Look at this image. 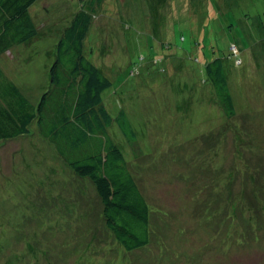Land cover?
Returning <instances> with one entry per match:
<instances>
[{"label": "rangeland", "instance_id": "rangeland-1", "mask_svg": "<svg viewBox=\"0 0 264 264\" xmlns=\"http://www.w3.org/2000/svg\"><path fill=\"white\" fill-rule=\"evenodd\" d=\"M163 1L166 7H170L168 11H172L171 18H165L161 9L150 10L152 0H117L118 7L97 18L99 31L91 36V41L106 42L107 51L110 52L106 56L108 67L121 77H118L117 83H121V86L127 83L132 89L139 88L137 79L144 83L167 81V87L169 82L181 86L184 81L181 67L193 69L197 82L203 83V64L216 57L222 58L227 68H230V83L234 79L239 86L235 88V104L246 117L237 120V127H225L224 120L217 118L215 123L202 125V129L203 126L206 127L205 134L197 138L209 135L217 139L222 133L225 137L211 142L213 148L218 145L222 149L220 155H226L224 162L220 155L216 156V163H213L211 170L216 169L218 164L227 166L229 162L228 168L234 164L233 155L238 147L245 145L244 142L256 143L257 148L251 149V153H256L257 149V154L264 156V0H192L191 9H194L195 19L192 21L189 20L192 14H184L178 7L182 1L187 4L189 0ZM39 7L36 11L43 22L38 24L40 34L33 41L15 46L13 54L0 56L4 71L36 104L49 87L55 46L61 38V32L69 24L70 15L79 8L78 0H45ZM181 17L185 20L182 21ZM167 21L171 22L166 24ZM231 43L239 48L238 58L242 60L240 64H237L230 53ZM167 44L170 45L169 48L165 46ZM101 46L104 48V43ZM120 57L127 58L122 66L120 65L124 60ZM133 67L136 70H132ZM131 71L141 74L133 77ZM152 84L155 90L159 88L157 82ZM152 86L150 85V91ZM141 90H126L125 103L121 101V104L125 105L135 121L141 122L145 113L148 121L144 123L145 120H142L146 127L141 131L143 142L150 144L151 148L158 143L157 146L161 148L158 157L154 155V158H144L147 171L136 170L141 173L139 177L143 191L155 211L153 222L158 227L155 231L168 241L171 248L179 249L183 255L188 252L189 258H184L190 264H233L228 254L242 250H238L235 244L231 248L227 244L230 241L239 243L237 239L226 241L223 247L227 254L223 258L214 257L210 249L212 245V250L218 251L219 243H213L218 239V231L214 226L222 223V207L225 206L228 195L224 190L223 177L219 171L216 173L208 169H196L195 163L188 161L198 156L199 145L194 142L192 147L189 146L190 143L182 145L187 141L183 136L186 135L184 130L182 133L181 128L178 132L171 131L174 127L168 124L171 115L170 108L167 107L169 103L165 101H171L167 92L163 90L164 95H160L164 100L163 106L158 98H155L158 106L152 103L147 106L144 100L150 99V96H141ZM181 94V91L174 92L175 96ZM119 95L122 96L121 91ZM184 95L187 106L194 103L189 99L188 93ZM199 97L201 100L202 95L199 94ZM109 100V106L113 108L117 97ZM203 106L204 109L201 110L207 118L214 114V108L206 99ZM158 107H161L159 115L154 112ZM199 108L193 105L189 110L194 113ZM119 110L116 105L110 111L116 115ZM245 118L248 120L247 124L244 123L246 126L239 127V130L238 123L244 122ZM181 124L188 126L184 119ZM138 128L141 129V126ZM171 133L174 142L169 143ZM186 136L192 140L191 133L188 132ZM20 140L18 143L6 144L9 150L21 149L19 154L13 152L10 155L11 158L16 155V165L12 163V159L8 163L5 155L0 156V252L4 246H8L6 256L8 250H13L17 260H27L29 256L26 258V254H22L25 252L22 247L32 243L45 252L44 258L50 264H89L93 256L91 250L97 251L98 244L88 240L91 233L87 220L82 215L68 212V184L62 182L56 189L50 186L47 197L39 203L30 200L38 192L35 188L33 194L29 193V184L37 186L35 179L42 174L41 162H35L32 158L34 154L30 148L34 143V136ZM26 165L29 167L27 171ZM152 165L156 167L154 171ZM233 177L230 172V181ZM218 179L220 181L217 183ZM240 186L238 178L234 188L238 189ZM260 200L264 198L259 197ZM92 207H95L94 202ZM234 219L232 217V222ZM252 229V236L244 240L245 247L247 249V245L257 243L249 247V254L259 253L262 256L260 261H264V247L258 246L264 245V221L260 222L259 227L253 225ZM212 231L213 236H216L215 240L212 238ZM201 245L204 250H201ZM246 259L242 258V262L239 261L238 264H245L248 262ZM252 262L257 263L259 260L254 259ZM101 264H110L108 255L103 257Z\"/></svg>", "mask_w": 264, "mask_h": 264}, {"label": "trees", "instance_id": "trees-1", "mask_svg": "<svg viewBox=\"0 0 264 264\" xmlns=\"http://www.w3.org/2000/svg\"><path fill=\"white\" fill-rule=\"evenodd\" d=\"M191 1L187 4L182 1L178 7L184 14L191 13L189 20L192 21L195 19ZM43 2L45 0H0V56L13 54L15 46L33 41L40 34L38 24L43 22L36 9ZM152 3L150 10L161 9L165 18L172 17V11H168L170 7H166L163 0H152ZM78 6L70 15L69 24L62 30L61 38L55 46L49 87L38 104L27 97L0 64V156L5 155L8 163L12 159V163L16 165V155L12 158L10 155L13 152L19 154L21 149L12 151L7 149L6 144L18 143L20 139L34 136L30 149L35 162H41L42 174L35 179L37 186L32 187L28 183L29 193L35 188L38 191L32 193L30 200L39 203L47 197L50 186L56 189L62 182L68 184V212L82 215L87 220L91 233L88 240L98 244L97 251L91 250L93 256L89 264H101L105 255L109 256L110 264H190L184 258H189L188 252L183 255L179 249L171 248L168 241L155 231L158 230L153 222L155 211L143 191L139 177L141 173L136 171H147L144 158H154V155L158 157L161 148L157 146L158 143L151 148L150 144L143 142L141 131L146 127L142 120H145L144 123L148 121L145 113L141 122L135 121L125 105L121 104V101L124 102L126 90L131 92L135 89L140 92L142 87L141 96H150V99L145 100L142 97L147 106L151 103L154 105L155 98L160 99L163 106L164 100L160 95H164L162 91L165 90L171 101H165L169 103L167 107L170 108L171 115L168 124L174 127L171 131L178 132L181 128V133L184 130L186 135L188 132L193 135L192 140L183 135L187 141L182 145L190 143L189 146L192 147V142L199 145L198 156L188 161H193L196 169H208L216 173L219 171L225 182L224 190L228 195L225 206L222 207V223L214 226L218 231V239L213 243H219V252L212 250L211 245L212 255L216 258L226 256L227 250L223 246L227 240L233 238L239 243L230 241L227 246L231 248L235 244L238 250H242L228 254L233 264L242 262V258H247L248 262L245 264H264V261H260L262 256L259 253L249 254V247L257 243L247 245V249L244 244V240L250 238L254 232L253 225L259 227L260 222L264 221V200L259 201V197L264 198V156L257 154V149L256 153H251V149L257 148L256 143L244 142L245 145L238 147L233 155L234 164L229 168V162L227 166L218 164L216 169L211 170L213 163H216L215 157L222 150L218 145L213 148L211 142L225 137L222 133L217 139L209 135L208 138L207 134L205 138H197L205 134L206 127L203 126L202 129L201 126L215 123L217 118L224 120L225 127H237V120L246 117L238 109L237 103L235 104V88L239 86L234 79L230 83V68H227L225 60L216 57L203 64V75L206 78L203 83L197 82L193 69L181 67L184 76L181 86L169 82L167 87V81L144 83L139 79L136 80L138 89L134 85L135 88L132 89L127 83L121 86V83H117L119 74L115 75L114 70L108 67L106 56L110 52L107 51L106 42L102 39V43L91 41V36L99 31L97 18L118 7L117 0H78ZM130 7L132 9L131 5ZM104 9L106 11L101 12ZM181 20L185 18L181 17ZM169 22L171 21L166 24ZM103 43L104 48L101 46ZM165 46L170 47L169 44ZM229 50L237 64L242 63L235 43H231ZM16 52L18 53L17 50ZM120 58L124 60L120 65L122 66L127 58ZM132 70L136 68L133 67ZM130 73L133 77L141 74L134 71ZM154 82L158 83L159 88L156 90L153 88ZM150 85H153L151 91ZM175 91H181L182 94L175 96ZM185 93L194 102L190 106L184 103ZM199 94L202 95L201 100ZM115 96L117 102L113 108L117 105L120 109L116 115L111 113L113 108L109 106V99ZM205 99L214 108V114L208 118L201 110L204 109ZM193 105L200 108L191 113L189 107ZM167 107L164 108L168 111ZM160 111L161 107L154 110L157 115ZM183 119L188 126H182ZM246 120L245 118L244 122L238 123V129L246 126ZM139 125L141 129L138 128ZM231 131L234 130L231 128ZM173 133L169 134V143L173 141ZM219 157L224 162L226 155ZM155 168L152 165L153 171ZM27 170L28 166L25 171ZM230 172L234 175L231 181ZM238 178L241 186L235 189ZM219 181L220 179L217 183ZM232 217L235 218L234 222ZM215 237L212 231L213 240ZM23 246L21 249L25 252L22 254H26V258L29 256L27 260H17L13 250H8L6 256L8 246H4L0 252V264H50L44 258L45 252L40 251L38 246L32 243ZM258 246L264 247L262 244ZM204 249L201 245V250ZM254 259L259 262L251 263Z\"/></svg>", "mask_w": 264, "mask_h": 264}]
</instances>
